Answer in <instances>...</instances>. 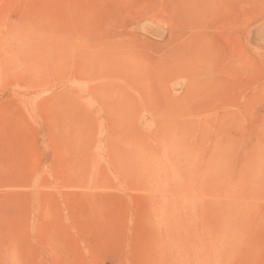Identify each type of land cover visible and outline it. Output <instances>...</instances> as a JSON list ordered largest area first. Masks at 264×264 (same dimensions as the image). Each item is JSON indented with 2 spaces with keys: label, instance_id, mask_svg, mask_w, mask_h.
I'll return each mask as SVG.
<instances>
[{
  "label": "rangeland",
  "instance_id": "374dc122",
  "mask_svg": "<svg viewBox=\"0 0 264 264\" xmlns=\"http://www.w3.org/2000/svg\"><path fill=\"white\" fill-rule=\"evenodd\" d=\"M186 263L264 264V0H0V264Z\"/></svg>",
  "mask_w": 264,
  "mask_h": 264
},
{
  "label": "bare ground",
  "instance_id": "6f19581e",
  "mask_svg": "<svg viewBox=\"0 0 264 264\" xmlns=\"http://www.w3.org/2000/svg\"><path fill=\"white\" fill-rule=\"evenodd\" d=\"M232 208H233V207H232ZM232 208H231V209H232ZM234 209H235V208H234ZM242 213H243V211H242ZM244 213H245V212H244ZM237 214H238V213H237ZM237 214H236V215H237ZM239 214H241V213L239 212ZM223 215H224V214H223ZM221 217H222V216H221ZM236 217H237V216H236ZM230 227H231V225H230ZM225 228H226V227H225ZM228 231H229V230H228ZM196 237H198V236H196ZM215 238H216V237H215ZM197 239H198V238H197ZM200 239H201V237H200ZM214 240H215V239H214ZM225 240H227V239H225ZM228 242H229V241H228ZM177 243H178V242H177ZM222 243H223V242H222ZM186 244H187V243H186ZM222 247H223V246H222ZM189 249H190V248H189ZM186 251H187V250H186ZM186 251H185V252H186ZM185 252H184V253H185ZM188 252H190V251H188ZM179 253H180V252H179ZM190 253H191V252H190ZM189 255H190L191 258L193 259V257H192L193 253H191V254H189ZM184 256H185V255H184ZM190 256H189L188 261H190ZM182 261L184 262V258H183ZM185 261H186V259H185ZM192 262H193V261H192ZM193 263H194V262H193ZM186 264H187V263H186Z\"/></svg>",
  "mask_w": 264,
  "mask_h": 264
}]
</instances>
